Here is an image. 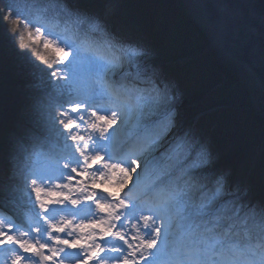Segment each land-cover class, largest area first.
Listing matches in <instances>:
<instances>
[{
  "label": "snow or ice",
  "instance_id": "6c2138e0",
  "mask_svg": "<svg viewBox=\"0 0 264 264\" xmlns=\"http://www.w3.org/2000/svg\"><path fill=\"white\" fill-rule=\"evenodd\" d=\"M0 4V56L28 85L0 124V264H264V197L139 42L80 0Z\"/></svg>",
  "mask_w": 264,
  "mask_h": 264
},
{
  "label": "trees",
  "instance_id": "16d2710c",
  "mask_svg": "<svg viewBox=\"0 0 264 264\" xmlns=\"http://www.w3.org/2000/svg\"><path fill=\"white\" fill-rule=\"evenodd\" d=\"M108 1L90 0L89 5ZM118 6L120 10L112 15L139 34L136 41L151 46L152 61L172 82L178 104L184 93L193 97L203 89L188 110L179 107L181 119L204 137L220 168L230 169L254 199L264 197V90L239 60L223 50L220 40L209 51L199 48L207 29L211 30L200 1L118 0ZM191 37L199 48L197 55L178 66L169 64L165 49L179 51ZM189 68L195 69V77ZM239 81L251 91L248 105L233 98ZM27 91V81L13 59L0 56V124L12 126L24 117Z\"/></svg>",
  "mask_w": 264,
  "mask_h": 264
},
{
  "label": "water",
  "instance_id": "95a60500",
  "mask_svg": "<svg viewBox=\"0 0 264 264\" xmlns=\"http://www.w3.org/2000/svg\"><path fill=\"white\" fill-rule=\"evenodd\" d=\"M223 50L251 64L264 89V0H199Z\"/></svg>",
  "mask_w": 264,
  "mask_h": 264
},
{
  "label": "rangeland",
  "instance_id": "374dc122",
  "mask_svg": "<svg viewBox=\"0 0 264 264\" xmlns=\"http://www.w3.org/2000/svg\"><path fill=\"white\" fill-rule=\"evenodd\" d=\"M89 2H90V0H80V3L91 8L93 11L101 14L109 29L116 31L117 33L124 34V35H126V37H129V38L134 39V40H135V35H139L138 33L134 32L131 28L126 26L125 24H122L117 18H115L112 15L113 12H117L118 10H120V8L118 6V0H110L103 6H98L95 4L90 6ZM0 7H2V5H0ZM207 23H208V21H207ZM208 25H209V23H208ZM209 28L211 30L207 29L206 38H203L202 43H201L202 45L199 46V48L203 52L211 50L212 44L216 40H220L222 42L220 36L210 27V25H209ZM215 34H217V35H215ZM140 36L142 38H146L142 34ZM137 42H139V41H137ZM195 42L196 41H193L192 37L185 39L184 42H182L179 51H176L172 47H167L165 49V55L167 56L168 63L173 65V66H178V65L184 64L186 61L190 60L192 57L197 55L199 48H197V46H196L197 44ZM139 43L143 46V48L147 52L149 60L152 61L153 60L152 59L153 51L151 50V46L147 42H145V40H142ZM152 62L155 65L157 63L155 61H152ZM241 63L246 67V69L250 73L254 74L253 69H252L253 72L248 69L247 63H244V62H241ZM188 72H189V74H192L193 77H195V69L194 68H189ZM253 76L255 78L254 79L255 82H257L260 85L258 79L255 77L256 75H253ZM88 83H89L88 76H87V73H85V76H84V79L82 82V86L87 87ZM235 87L236 88H235V92L233 94V98L237 102H241L244 105H248L249 104V100H248L249 96L252 95L249 88L246 86L245 83L240 82V81L236 82ZM260 87L262 88L261 85H260ZM202 91H203V89H201V88L197 89L195 92V95L193 97L184 93L181 96V101H180L179 107L183 108L184 110H188L192 105L195 104L198 95H200L202 93ZM222 105H225V104H219L217 106L218 107L220 106L223 108L224 106H222ZM232 106L235 107L233 104H232ZM225 107H226V105H225ZM196 116L193 117L194 120L196 119ZM188 120H191V119H188ZM41 163H42V160H41ZM110 190L118 191V189L116 187H110ZM2 257H3V252H0V258H2Z\"/></svg>",
  "mask_w": 264,
  "mask_h": 264
},
{
  "label": "built area",
  "instance_id": "2783aa9c",
  "mask_svg": "<svg viewBox=\"0 0 264 264\" xmlns=\"http://www.w3.org/2000/svg\"><path fill=\"white\" fill-rule=\"evenodd\" d=\"M247 67H248V69H249L250 71H252V72H253V70H252V69H253V67H252V65H251V64H248V63H247Z\"/></svg>",
  "mask_w": 264,
  "mask_h": 264
},
{
  "label": "bare ground",
  "instance_id": "6f19581e",
  "mask_svg": "<svg viewBox=\"0 0 264 264\" xmlns=\"http://www.w3.org/2000/svg\"><path fill=\"white\" fill-rule=\"evenodd\" d=\"M123 35H124V34H123ZM125 36H126V35H125ZM253 70H254V69H253ZM253 75H255V73H254ZM255 77H256V76H255ZM222 106H224L223 108H226L225 105H222ZM219 107H220V106H219ZM220 108H222V107H220ZM223 108H222V109H223Z\"/></svg>",
  "mask_w": 264,
  "mask_h": 264
}]
</instances>
